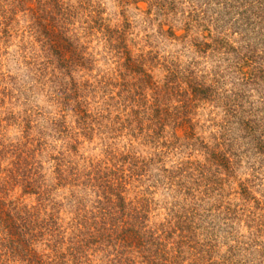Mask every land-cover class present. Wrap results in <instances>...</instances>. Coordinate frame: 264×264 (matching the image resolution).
<instances>
[{
	"label": "trees",
	"instance_id": "obj_1",
	"mask_svg": "<svg viewBox=\"0 0 264 264\" xmlns=\"http://www.w3.org/2000/svg\"><path fill=\"white\" fill-rule=\"evenodd\" d=\"M32 1L36 6L26 8L32 21L30 30L41 36L44 47L41 55L32 57L33 75L36 77L49 62L47 55L45 63L41 56L54 51L63 68L59 77L65 78L64 83L56 81L64 90L56 97L72 98L78 119L84 112V101L80 100L84 92L103 91L115 106L128 108L133 136L165 137L169 126L174 141L159 143V147L197 146L204 160H181L172 170L161 169V182L172 193V201L164 221L156 222L150 219L154 204L148 196L151 192L128 195L133 182L149 180L151 159L127 154L110 165H94L86 171L58 161L53 170L56 182L49 188L36 155L38 148L30 142L0 143V264H249L247 258V262L237 259V253H245L255 240L244 242L231 232L235 208L230 204L224 207L223 223L228 229L221 238L229 244L226 255L214 258L218 236L215 226L209 228L211 235L206 232L210 222L203 224L207 217L204 211L210 208L204 210L201 205L213 192L214 199L222 197L221 184L232 177L242 156L238 152L241 144L245 147L239 151L248 159L252 177L264 174V0H198V7L190 8L187 14L176 7V0H131L147 2L146 14L154 15L152 21L159 18L157 36L173 39L192 54L183 65L179 54L174 59L162 58L165 74L161 82L153 80L147 67L159 59L150 35L136 47L138 41L130 36L126 21L110 27L102 12L95 9L90 20L102 29L109 52L119 60L117 73L101 75L95 84L80 83L70 76L75 66L89 61L82 57L71 22L83 2L73 6L65 0ZM191 4L193 0L188 7ZM211 4L217 5L218 11L208 13ZM5 13L2 11V19H6ZM180 29L184 33L176 35ZM39 58L42 61L37 62ZM201 61L211 67L200 68ZM147 89L152 98L148 105ZM202 104L220 113L218 119L211 118L215 131L208 136L202 135V125L195 116ZM245 181L239 182L238 194L247 201L252 184ZM151 182L148 189L159 179ZM57 186L67 187V220L61 215V204L50 197ZM15 187L23 195H36L37 202L26 204L20 196L12 197ZM210 207L217 209L219 204ZM258 224L251 227L257 229ZM203 231L205 237H199Z\"/></svg>",
	"mask_w": 264,
	"mask_h": 264
},
{
	"label": "rangeland",
	"instance_id": "obj_2",
	"mask_svg": "<svg viewBox=\"0 0 264 264\" xmlns=\"http://www.w3.org/2000/svg\"><path fill=\"white\" fill-rule=\"evenodd\" d=\"M65 1L73 6L83 2L82 10L72 18L71 22L74 27L72 31L79 40L82 57L84 60L88 58L89 61L83 62L82 67H73L70 76L74 81L80 83L87 81L89 84H95V78H99L101 75L110 77L117 73L118 58L109 52V47L104 39L106 36L102 29L90 20L91 16H95V9L102 12L101 16L105 19V24H109L110 27L114 28L126 21L129 25V32H131L130 36L138 41L136 47L144 43L141 39H144L147 34L150 35L159 59L151 61L147 67L151 68L150 74L156 82H161L165 74L162 67L165 62L162 61V58L174 59L179 54L178 60L183 65L192 56L188 50L183 49L173 39L157 36L159 18L152 21L154 15L146 14L148 3L145 1L136 3H132L131 0L127 2L124 0ZM202 1L205 0H199V3ZM197 2L198 0H193V4L189 7L188 4L191 3V0H176L175 3L178 9L187 14L190 8L198 7ZM34 6L36 4L32 0L24 2L0 0V15L2 11L6 12L4 15L6 19L0 17V143L21 145L30 142L29 145L38 148L41 152L36 151V155L41 161V173L49 188L56 182L53 178V170L58 161L64 164L69 163L78 170L86 171L94 165H110L111 162H116L120 156L127 154L138 156L139 159L144 158L147 161L151 159L152 163L147 169V173L150 175L149 180L140 178L133 182L128 186L130 187L128 195L132 197L137 191L139 193L151 192L148 196L153 198L154 204L151 205L153 211L150 214V219L156 222L164 221L166 207H169V203L172 201V193L161 182V169L172 170L178 161L187 159L202 163L204 160L202 152L198 150L197 146L194 149L187 145H182L178 149L159 147V143L174 141V137L169 136L171 131L169 126L165 128L163 134L165 137L150 138L151 142L147 137L133 136L126 116L128 108L115 106V101H108L103 91L93 94L89 92V89H85V96L80 99L84 101L82 105L84 112L80 114L81 119H78V114L73 111L75 101H72V98L64 100L56 97L57 92L61 94L64 91L56 81L64 83L65 78L62 80L59 77V71L63 68L54 51L41 56L45 63L47 59L45 55H47L49 62L42 70L37 71L36 77L33 75L35 70L32 66V57L39 55L41 48L44 49L41 46V36L32 34L30 30L32 21L26 8ZM217 8V5L211 4L208 13L218 11ZM173 23L178 27L181 25L177 20ZM167 28V26L163 27L165 30ZM175 33L180 35L184 33V30L180 29ZM42 60L39 58L37 62ZM199 67L209 69L211 64L201 61ZM66 80L70 81V78ZM113 90L117 91V88ZM145 92L148 101L143 102L148 105L152 98L149 89ZM196 113L198 125H202L203 128V136H208L215 131V128L211 126L214 122L211 118H219L220 113L217 109L212 110L210 106L202 104L197 106ZM196 129L200 131L199 127ZM182 133L183 131L178 129L177 134L182 136ZM182 138L180 137V139ZM200 138L205 141L210 140V137ZM182 142L184 141L182 140ZM244 147L245 145L241 144L239 150L243 151ZM239 150L238 152L242 156L238 165L235 166L232 177L221 184L222 197L218 200L214 199L213 196L216 193L213 192L212 198L204 201L201 205L204 210L210 208L209 211L203 210L207 215L203 219V224L210 222L208 230H206L208 234L210 233L209 228L215 226L218 238L214 244L213 257L224 256L227 244H229L228 241L221 238L222 232L228 229L224 225V207L230 204V207L236 210L231 221V232L241 241L247 242L249 238L255 240L253 242L255 244L247 248L245 253H242V250L237 251V259H245L246 262L248 260L249 264H264V217H260L264 216V174L258 173L259 175L257 174L253 178L251 170L248 168V159L246 160ZM160 151L161 154H159ZM1 165L4 166V163ZM152 179H159V183H154V187L148 189V185H153ZM245 180L250 181L248 185L252 184L251 194L247 201H244L238 194L239 182H246ZM21 194L20 188L17 187L10 192L12 197L20 196L23 203L34 205L37 202L36 195ZM67 195V187L57 186L50 193L51 199L61 204L60 211L65 220H67L66 211L69 210ZM211 204H219V207L212 209ZM254 223H259L257 229L251 227ZM206 232H201L199 237H205Z\"/></svg>",
	"mask_w": 264,
	"mask_h": 264
}]
</instances>
